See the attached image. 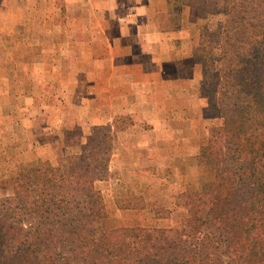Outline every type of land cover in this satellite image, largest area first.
I'll use <instances>...</instances> for the list:
<instances>
[{"label":"rangeland","instance_id":"374dc122","mask_svg":"<svg viewBox=\"0 0 264 264\" xmlns=\"http://www.w3.org/2000/svg\"><path fill=\"white\" fill-rule=\"evenodd\" d=\"M208 10L197 0H0V110L7 116L3 138L0 134L6 144L0 149V198L11 195L16 170L39 161L66 170L65 157L78 153L100 126L113 135L102 155L109 163L118 135L137 125L133 137L139 140L169 139L154 150L153 175L164 191L159 197L120 198L114 194L122 191L118 185L110 192L105 188L117 178L107 163V175L96 182L106 211V223H95L97 232L136 223L178 227L187 209L177 196L200 191L214 178L216 156L201 153L222 123L210 101L220 86V43L213 32L222 16L217 7ZM31 106L45 112L40 126L24 120ZM47 124L56 125L53 131L65 143L57 162L19 163L29 139L52 138L45 135ZM169 195L176 204L172 218L162 206L145 209V203L150 207ZM131 206L137 210H116ZM152 213L169 219L152 221Z\"/></svg>","mask_w":264,"mask_h":264},{"label":"trees","instance_id":"16d2710c","mask_svg":"<svg viewBox=\"0 0 264 264\" xmlns=\"http://www.w3.org/2000/svg\"><path fill=\"white\" fill-rule=\"evenodd\" d=\"M222 16L219 88L210 99L220 126L203 146L214 178L177 200L176 228L105 227L96 182L107 175L113 135L100 126L65 157L16 170L0 198V264H264V0H197ZM224 258L228 259L225 261Z\"/></svg>","mask_w":264,"mask_h":264},{"label":"crops","instance_id":"0c3cea01","mask_svg":"<svg viewBox=\"0 0 264 264\" xmlns=\"http://www.w3.org/2000/svg\"><path fill=\"white\" fill-rule=\"evenodd\" d=\"M146 94H148V92L145 93L144 96H146ZM149 99H152V98H149ZM41 110L42 109L39 107L32 108L31 106L30 109H28L29 111V113L27 114L28 117L24 119L25 122H29L31 126H36V125L40 126L37 123L38 118L39 116L45 115V112H43V115H40L42 113L40 112ZM123 112H124L123 110L121 111L119 110L118 114H121ZM154 113H157L156 110L152 111L151 113L149 112L148 113L149 115L146 113V115L149 117H152ZM6 120H7V116L3 114V111L0 110L1 138H3L2 133L4 132V130H6V127H7V124H5ZM150 121H151V118L149 122ZM41 124L43 126V121ZM3 126L5 127L3 128ZM53 126L56 127L55 124H53L52 127H50L49 124L46 125L47 133H45V135L52 137L51 139L48 138V142H39L38 139H29L27 144H25L26 150L22 151L23 153H26L27 155H25L24 159H20L19 163H22V162L25 163L24 160H28L29 161L28 163H33L35 160L36 161L38 160L49 161L52 164L57 162L56 155L58 157L61 156L63 152V148H65L64 147L65 143L62 144L60 142V139L57 138L56 132L53 131ZM137 128H138L137 125H131L125 130H123L120 135H118V138L116 139L115 144H114V150L110 156V160L108 163V170L109 172H111L110 174L116 173L117 178H114L112 181L110 180L109 182H105V188L108 192H110L112 189H114L116 185H118V187L121 188L122 191L114 190V194H118L119 196H121L120 198L126 197L130 199L132 198V196H136V195H142L144 197L154 195L155 197H159L164 191L162 189L164 185L157 183L156 182L157 180H155L157 178L153 175V171L157 163L156 162V152L154 153V150H155V147L159 144L163 148H165V145L167 144L169 139L167 138V135H165V137L160 138V139L152 140L151 138H149V141L139 140L137 139V137H133V132H135ZM157 128L151 129L150 131H156ZM178 132L180 133V131ZM60 135L61 134H59V136ZM31 136L33 137L32 134ZM5 146H6L5 143H0V149L4 148ZM16 167L17 166H13V168H16ZM158 188L160 191H155ZM174 199H175L174 196L170 197V195L164 198L161 197L157 201H151L152 203L150 207H147L149 205L148 203H145L146 204L145 209L147 208V210L153 212L154 209L162 206L169 210L168 215L172 218L173 210H175L176 208ZM105 201H107L106 198H105ZM107 202L110 204L111 201H107ZM144 202H148V199L145 198ZM111 205H114V204L112 203ZM110 208H113V207H110ZM116 210L117 211H135L137 210V208L131 206V207H126V208H116ZM168 219L169 218H165V217L155 218L152 213V217L150 220L162 223V222H166L165 220H168ZM123 226H143V225L140 223H136L134 225L127 224Z\"/></svg>","mask_w":264,"mask_h":264}]
</instances>
